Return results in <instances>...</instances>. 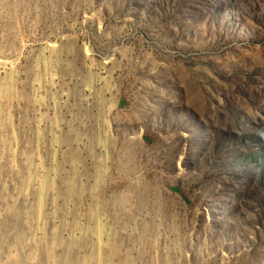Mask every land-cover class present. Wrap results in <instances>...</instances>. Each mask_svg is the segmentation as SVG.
<instances>
[{
	"label": "rangeland",
	"instance_id": "374dc122",
	"mask_svg": "<svg viewBox=\"0 0 264 264\" xmlns=\"http://www.w3.org/2000/svg\"><path fill=\"white\" fill-rule=\"evenodd\" d=\"M0 264H264V0H0Z\"/></svg>",
	"mask_w": 264,
	"mask_h": 264
}]
</instances>
